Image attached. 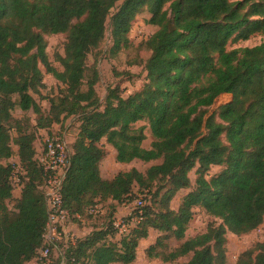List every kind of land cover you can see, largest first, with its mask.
I'll list each match as a JSON object with an SVG mask.
<instances>
[{
	"label": "trees",
	"instance_id": "1",
	"mask_svg": "<svg viewBox=\"0 0 264 264\" xmlns=\"http://www.w3.org/2000/svg\"><path fill=\"white\" fill-rule=\"evenodd\" d=\"M142 11L155 30L142 43L148 52L144 82L126 97L109 90L100 110L98 72L93 68L87 77V56L103 41L109 16L111 55L128 49ZM255 34H264V0H0V264H28L43 248L46 178L35 160L36 133L69 117H78L79 130L68 145L60 193L71 218L96 204L118 205L134 188L150 193L151 205L141 208L139 222L119 240L112 241L116 231L109 221L64 244L56 264H133L150 230L160 236L146 251L149 259L190 255L183 264H228L226 235H248L264 220V42L227 49ZM51 35L65 36L63 56L55 58L61 71L46 53ZM45 74L64 87L48 98L47 113L33 98L45 87ZM227 94L231 101L208 115ZM16 109L32 112L35 124L13 117ZM138 122L148 126V149L142 146L144 127H134ZM108 147L119 164L159 163L105 179L99 167ZM13 156L24 171L15 200L8 164ZM212 167L221 169L208 178ZM182 190L178 207L170 208ZM196 208L221 222L182 241ZM168 239L182 242L169 249ZM234 264H264V240Z\"/></svg>",
	"mask_w": 264,
	"mask_h": 264
},
{
	"label": "rangeland",
	"instance_id": "2",
	"mask_svg": "<svg viewBox=\"0 0 264 264\" xmlns=\"http://www.w3.org/2000/svg\"><path fill=\"white\" fill-rule=\"evenodd\" d=\"M120 4L118 2L116 7ZM115 7V8H116ZM115 8L111 11L110 15L113 14ZM150 15L146 11L139 13L129 31L128 38L130 40V47L128 49L121 50L117 55H111L112 39L110 33V16L106 21V31L103 41L100 43L99 47L92 52H90L86 59L87 65V77L91 75L90 70L95 68L98 72V81L94 86L96 97L100 104V110L103 109L105 97L108 94L109 90L117 88V94H120L122 97H126L136 91L144 82L145 73L143 70V64L148 58V52L142 47V43L155 31L154 28L146 24V21L149 19ZM46 53L51 62V64L58 70L61 71L62 68L58 62L55 61L57 55L63 56V46L65 43L64 35H51L46 36ZM264 42V34H255L251 36L247 41H238L237 43H229L227 49H235L242 47H253L257 46ZM43 70V68H41ZM45 86L40 90V94L33 95V98L41 107L42 112L47 113L49 111V100L48 98H54L58 96V93L63 89V85L57 82L51 75L45 74L42 81ZM231 101V95H221L215 101V103L207 109V114H211L217 110V108L223 104H226ZM13 117L16 119L27 120L29 124L34 125L36 116L32 112L23 113L20 110L16 109L12 113ZM135 128L144 127L145 140L142 143L144 148H149V145L152 141L150 136L148 126L144 122H138L134 125ZM79 130L78 117H69L64 119L62 122L51 126L48 129H39L36 133V142L35 149H41L45 138H59L62 141H65L68 145L73 143L77 138ZM12 137H15L14 132H12ZM103 142L105 139L102 140ZM110 151L112 148H110ZM115 153L114 150L111 153ZM18 158L13 156L8 161V164H14ZM108 161V160H107ZM105 161L104 164V175H109L105 179L112 178L117 172L128 171L130 169H136L140 172H144L150 165L158 164L159 161L152 163H142L140 161H133L129 164H119L112 159H109L108 163ZM115 163L122 165L124 167L116 166ZM221 167H212L211 171L208 174V178L216 174ZM189 178L191 184L193 185L195 181V169L189 173ZM153 189L152 192H154ZM186 191H180L172 199L170 203V208L175 209L178 207L180 197ZM18 196V190L13 191V199ZM141 200L143 206L151 205V194L146 190H138L134 188L129 198L125 201L119 203L118 205L108 203L99 204L101 211L99 214L90 216L85 214L80 216L81 220L77 218H70L67 223V232L62 241H58L57 247L53 248L50 252V257L52 264H56L57 253L61 252V247L64 244L73 243L77 239H82L90 234L94 229L105 228L106 224L109 221L116 222H125L129 223L131 220L129 218L133 217L136 213V203ZM13 202L9 203L11 206ZM112 205L111 207H109ZM115 205V206H114ZM109 207V208H108ZM112 207H116L115 210ZM130 216V217H129ZM215 222L219 224L221 221L211 218L206 215V213L200 209L196 208L193 211V216L191 221L187 226L185 232V237L182 241L192 238L196 235L202 234L208 224ZM134 226V224H133ZM132 226V227H133ZM75 229V230H72ZM264 220L262 225L258 229L252 231L250 234L245 236H235L232 234H227V243H226V262L228 264H234L237 260L239 254L251 247L256 242H262L264 240ZM160 234L157 231L150 230L149 235L146 239L140 240L137 250H136V259L133 264H183L187 262L190 258V255L184 258H179L172 262H164L159 258L149 259L147 257L146 251L149 247L155 244L157 238ZM120 235L115 232V235L112 238V241H117L120 239ZM182 241H176L174 239H168L165 241V245L169 249L177 247ZM167 249V250H169ZM166 250V251H167Z\"/></svg>",
	"mask_w": 264,
	"mask_h": 264
},
{
	"label": "built area",
	"instance_id": "3",
	"mask_svg": "<svg viewBox=\"0 0 264 264\" xmlns=\"http://www.w3.org/2000/svg\"><path fill=\"white\" fill-rule=\"evenodd\" d=\"M35 160L42 167L46 181H45V194L47 200V224L45 231L42 235L43 248L39 251L36 258L37 264H50V252L52 248L59 241H62L67 230L68 220L71 218L67 210L63 208L62 195L60 193L62 180L69 168L70 152L68 144L59 138H45L43 147L39 150L36 149ZM13 173L11 182L13 185V191L21 190V179L24 175V171L21 168L19 160L14 164H11ZM101 206L96 204L90 207L87 214L94 216L99 214ZM143 202L139 200L136 203L137 217L131 219L129 223L116 222L112 223L114 230L120 236L128 233L129 229L141 219V208ZM81 220L79 215L74 216ZM130 217V216H129ZM70 242V241H68Z\"/></svg>",
	"mask_w": 264,
	"mask_h": 264
},
{
	"label": "crops",
	"instance_id": "4",
	"mask_svg": "<svg viewBox=\"0 0 264 264\" xmlns=\"http://www.w3.org/2000/svg\"><path fill=\"white\" fill-rule=\"evenodd\" d=\"M108 150L110 151L109 147H108ZM112 150H113V149H111V151H112ZM111 151H110L109 155H108L104 160H102V162L100 163L99 170H100V176H101L102 178H107V177H109V175H107V174L104 175V169H103V167H104L105 161H107V160L109 161V159L114 160V158H115V153H114V152L111 153ZM108 161H107V163H108ZM115 165H116V166H120V167H124V166L119 165V164H117V163H115ZM19 194H20V192L18 193V196H17L16 198L19 197ZM108 203L115 204V202H110V201H108ZM72 230H75V229H72ZM66 231H68V230H66ZM70 241H72V240H70ZM53 248H55V246H54ZM28 264H37V262H36V260H32V261L29 262Z\"/></svg>",
	"mask_w": 264,
	"mask_h": 264
}]
</instances>
